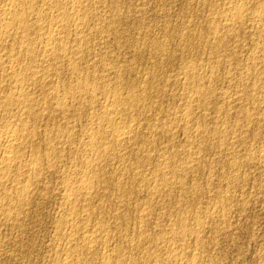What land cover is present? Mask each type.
I'll return each mask as SVG.
<instances>
[{
    "label": "bare ground",
    "instance_id": "1",
    "mask_svg": "<svg viewBox=\"0 0 264 264\" xmlns=\"http://www.w3.org/2000/svg\"><path fill=\"white\" fill-rule=\"evenodd\" d=\"M220 2L222 4L220 7L200 5L207 16L204 15L206 17H203L201 22L197 21L199 23L197 27L195 22L192 23L197 29L191 30L189 29L191 26L188 27L185 23L183 33L179 31L184 49L190 51L195 48L196 51L199 50L200 56L206 53L207 58L201 60V63L198 62L199 64L189 62L184 66H178L177 63L178 67L173 68V71L177 72L176 78L174 77L175 80L172 79L174 81L172 82V75L164 77L165 74L162 75L161 72H164L162 65L170 64L173 50L167 45L169 41L156 39L158 34H155L156 40L154 37L150 38L151 40L146 38L149 41L142 44L146 52L140 49L150 57L160 58V61L154 60L155 66L159 63L158 69L156 67L155 70L160 71V79H157L156 73L145 79L144 76L149 72L152 74L153 70L147 74L141 73L144 78L139 79L140 81L133 78L136 75L132 77L131 74L130 78L124 79L125 76L122 78L119 75L120 68L117 70L108 67L109 65L105 66L104 56L98 57L100 61L96 60L99 55L95 53L96 40L103 43L107 42L110 33L118 35L117 25L127 18L120 13L121 9L118 10V0H0V222L6 221L5 223L20 227L21 218H25L24 210L33 203L35 195L49 190L47 184L50 181L47 182V178L55 174L56 182L53 183H57L54 186L58 187H54V190L60 188L58 195L60 197L56 206L59 215L58 218L54 215L57 220L53 224L57 230L58 228L66 230V234L59 233L65 236L64 244L60 249L62 256L55 254L54 264H182L184 262L182 256L192 246L187 245L189 241L186 238L193 234L190 233L189 236V229L183 224L186 221L182 222L185 218L182 216L184 208L182 210L179 201L175 202L178 204L175 212L177 218L183 219H177L179 222L175 224L176 226L171 222V228L174 226L172 229L168 230L170 227L163 226L165 229L162 230L161 225L158 229L152 227L153 230L157 229L156 232L148 233L149 229L147 231L145 226L148 220L155 218L157 206L162 210L161 206L164 207V204L166 206V200L169 202L171 190H176L179 196L183 195L182 192L186 190L184 176L188 174L193 176L196 168L200 169L199 165H202V169L206 168L203 172H207L208 176L225 166V163L220 166L217 162L219 157L215 160L217 154L214 158L211 157L215 161L212 159L207 164L200 160L198 154L206 150V141L212 140L216 149L220 150L218 154H222L228 162V170L222 168L218 178L224 180L236 178L235 174L241 173L239 170L243 169L240 168L244 164L264 167V147L261 149L249 147L247 140L250 137L248 132L254 133V130L264 123V0ZM106 10L109 15L105 14ZM123 27L125 29V26ZM163 27L162 32L167 38L172 36L173 39V36H176L173 25H171L173 30H168L167 26ZM194 29L196 30L193 31ZM165 36L163 35V38ZM244 37L249 38L253 44L247 52L245 48H241V42L245 41ZM207 38H211L212 41ZM231 40L234 46L228 44ZM179 42L180 40L178 45ZM183 48L181 50L184 52ZM243 51L246 54V56L243 54L244 57ZM238 54L241 55V59ZM176 55H180L181 58V54ZM195 58L197 59V54ZM138 60H141L139 55ZM192 60L194 61V58ZM127 68L126 66L125 69ZM133 70L135 69L131 67L130 71ZM178 75L182 77L178 78ZM109 78L112 80L115 78V85L108 83ZM234 79L238 80L239 84L233 86L235 89L232 92L227 93L224 91L225 88L219 86H217L219 89L211 87L217 81L219 84L220 81L231 84ZM179 83L185 88L182 91L186 92L180 93L178 90L179 94H174L175 92H171L172 86L171 93L167 92L169 84L174 86L177 84L178 89ZM239 85L245 91L243 95L241 87L238 88ZM231 118L234 127L228 125L229 122L226 124V120L230 121ZM178 132H183L182 136L186 135L188 138L187 142L184 141L187 150L182 147V139L177 141ZM227 135L230 136L229 139ZM257 136L259 135L256 133L252 134V141ZM172 148H175L174 152ZM182 148L184 152L187 151L184 158L181 156ZM223 148L227 151L223 152L221 150ZM236 148H241L242 151ZM232 149L237 150L238 154L237 152L234 154ZM244 179L243 181L247 178ZM191 180L189 179L192 183ZM247 180L249 182L250 178ZM208 186L209 184L205 188L209 189ZM227 186L225 187L227 189L223 190L222 187L217 191L211 189L216 192L217 198V202L213 200L216 204H211L212 211L215 206L221 214L220 217L225 213L224 208L228 206V202L233 199L230 200L229 196L232 185L230 188ZM107 190L111 192L109 195L113 206H109L110 208H107L110 204L108 195L105 196ZM179 199L181 198L178 197ZM94 200H97L98 205L92 209L91 203ZM207 201L205 202L209 204L210 200ZM34 202H38L36 198ZM158 211L155 221L163 220L165 217L162 213L164 211L159 213H162L163 217ZM195 212L193 210L194 214ZM213 212L208 210L206 213L203 210L202 214L206 213L204 214L208 217L206 220L219 216L218 212L217 216ZM197 214L192 217L195 222L191 228L197 232L195 237L197 234L201 237L199 232L203 231L208 222L204 224ZM104 216L108 217L106 221L103 219ZM169 217L165 219L168 220ZM133 219L136 222H133ZM131 220L135 223L133 226H136L135 230L132 227L134 230L131 231L132 234L128 229ZM215 220H211L214 221L213 224ZM213 226L211 224V227ZM186 234L187 244L184 243L185 240L182 242ZM197 239L196 242H199ZM192 250L193 252L188 253H194L195 249ZM201 256L203 258L202 254ZM202 258L193 257L188 263L185 262L196 264V261Z\"/></svg>",
    "mask_w": 264,
    "mask_h": 264
},
{
    "label": "rangeland",
    "instance_id": "2",
    "mask_svg": "<svg viewBox=\"0 0 264 264\" xmlns=\"http://www.w3.org/2000/svg\"><path fill=\"white\" fill-rule=\"evenodd\" d=\"M119 1V8H118V10L119 9H121L122 10V12H121V10H119L120 11V13L121 14H123V15H125L126 17V19H123L117 26H118V30H119V32H120V34H119V32L117 33L118 35H115L114 36V34L112 35L111 33H110V35H108V38H107V42H108V44H110V43H112V44H110V45H108L107 44V42H100V41H97L96 40V42H95V53L96 54H99V55H101V56H97L96 57V60L98 59V57H102L103 58V56H104V58H103V63H104V61H105V63L107 64H105V66H108V67H112V68H114V69H119L118 71H120L119 73V75L120 76H122V78H124V76H125V78L124 79H128V78H130L131 76L133 77L134 75H136V76H134L133 78L134 79H137V80H142L144 77H145V79H149V78H151L153 75H155V73L156 74H158V77H157V79L159 78H161V75H160V71H157L156 72V67H157V69H158V64L159 63H157V66H155V64H156V61H160V58H155V56L153 57V56H148V54L146 55L144 52H146L145 51V47H142L145 43H147L149 40H151V39H153V37H154V40H158V41H169V43H167V45L168 46H170V48L173 50V52H172V55L170 56V64H167L166 66L165 65H162L163 66V68H162V70L164 71V72H161L162 73V75H164L165 74V76L164 77H166L167 75H172L171 76V80L172 79H174L175 80V76H176V74H177V72L176 71H173V68L175 69V68H177L178 66H184V65H186V64H188L189 62H191V63H193V64H195L194 62H196V64H199L198 62H200L201 63V60H204V59H206L207 58V54L205 53V55H206V57H205V55H199V50L198 51H196L195 50V48H192L191 50H192V52H191V50L189 51V50H186V49H184L183 47H184V43L182 42L183 41V39H182V36H181V34L183 33V31H182V29L184 28V27H186V25L189 27V26H191V27H189V29H193V28H196L197 26H198V22H199V20H200V22L207 16L206 14V12L203 10V8L200 6V5H203V4H210V5H214V6H217V7H220V6H222V4H220L221 2H220V0H216V1H214V0H205V2H204V0H198V2L196 3V1L197 0H118ZM186 1H191V3H186ZM193 1H195V3L193 2ZM201 1H203V2H201ZM211 1V2H210ZM219 1V2H218ZM209 2V3H208ZM215 3V4H212V3ZM192 3H194V4H192ZM220 5H219V4ZM121 5V6H120ZM123 5V6H122ZM184 5V6H183ZM188 5V6H187ZM197 5V6H196ZM121 7V8H120ZM122 7H123V9H122ZM184 7V8H183ZM187 7V8H186ZM189 7V8H188ZM194 9H193V8ZM201 7V8H200ZM195 8H197V9H195ZM127 9V10H126ZM191 9V10H190ZM201 9H202V11H201ZM194 10V11H193ZM197 12H196V11ZM128 11V12H127ZM131 13H130V12ZM200 11H201V13H200ZM191 12H194V14L193 13H191ZM204 12V13H203ZM128 13V14H127ZM137 13H139V14H137ZM196 13H197V15H196ZM200 13V14H199ZM105 14H108V11L106 10V12H105ZM127 14V15H126ZM131 14V16H128V15H130ZM109 15V14H108ZM138 15H140V17L138 16ZM191 15V16H190ZM195 15V16H194ZM200 15V16H199ZM203 15V16H202ZM204 15H206V16H204ZM133 16V17H132ZM202 16V17H201ZM186 17V18H185ZM191 17V18H190ZM195 17H197V18H195ZM204 17V18H203ZM133 18V19H132ZM142 18V19H141ZM184 20H183V19ZM195 18V19H194ZM187 19H189V20H187ZM126 20V21H125ZM134 20V21H133ZM184 21V23L182 22V21ZM186 21V22H185ZM189 21V22H188ZM191 21V22H190ZM193 21V22H192ZM198 21V22H197ZM123 22V23H122ZM144 22V23H143ZM178 22V23H177ZM182 22V23H181ZM195 22V24H196V27H195V25L194 24H192V23H194ZM121 23H122V25H121ZM143 23V24H142ZM146 23V24H145ZM168 23V24H167ZM172 23H174V24H172ZM185 23H186V25H185ZM191 24V25H189V24ZM131 24V25H130ZM141 26H140V25ZM163 24V25H162ZM170 24V25H169ZM185 26H184V25ZM127 25V26H126ZM137 25V26H136ZM144 25H145V27H144ZM160 25V26H159ZM171 25H173V27L175 28V30H176V36H177V39H175L176 38V36H173V39H172V36H171V38L169 37V38H167L166 36H165V34H164V32H162V29L164 28L163 26H167V29L168 30H173L174 28L173 27H171ZM183 25V26H182ZM192 25H194V27H192ZM122 26V27H121ZM123 26H125V29H124V27ZM158 26H159V28H158ZM180 28H179V27ZM136 27V28H135ZM138 27V28H137ZM155 27H157V28H155ZM178 27V28H177ZM121 28V29H120ZM150 28V29H149ZM156 29V30H155ZM197 29V28H196ZM196 29H194L193 31H195ZM148 30H150V31H148ZM174 30V31H175ZM155 31H156V33H155ZM160 31V32H159ZM181 32V34H179L180 32ZM125 32V33H124ZM150 32V33H149ZM152 32H154L153 34H151ZM178 32V33H177ZM122 33V34H121ZM134 33V34H133ZM163 33V34H162ZM126 34V35H125ZM149 34V35H148ZM155 34H158V35H156L155 36ZM112 35V36H111ZM145 35H147V36H145ZM152 35V36H151ZM163 35L167 38H163ZM118 36V37H117ZM120 36H122V37H120ZM132 36V37H131ZM181 36V37H180ZM155 37H156V39H155ZM163 39H162V38ZM179 37V38H178ZM113 38V39H112ZM132 38V39H131ZM143 38H144V40H143ZM146 38H148L147 40H146ZM151 38V39H150ZM247 37H244V42H241V48H245V50H246V52H247V50H248V48H251V46L253 45L252 44V42H250L251 40H249V38H247ZM111 39V40H110ZM117 39V40H116ZM130 39V40H129ZM161 39V40H160ZM208 40H210V41H212V39L211 38H207ZM180 40V42H179V44L180 45H178V41ZM247 40V41H246ZM111 41V42H110ZM116 41H118V42H116ZM130 41V42H129ZM143 43H142V42ZM147 41V42H146ZM242 41H243V39H242ZM117 43V45H115L116 43ZM120 42V43H119ZM126 42H128V43H126ZM140 42V43H139ZM172 44H171V43ZM231 42V43H230ZM228 44L230 45H232V43H233V41L231 40ZM246 42V43H245ZM249 42V43H248ZM120 45H119V44ZM124 43V44H123ZM176 43H177V45H176ZM245 43V44H244ZM250 43H251V45H250ZM101 44V45H100ZM104 44V45H103ZM105 44H106V46H105ZM123 44V45H122ZM139 44V45H138ZM143 44V45H142ZM174 44V45H173ZM182 44V45H181ZM100 45V46H99ZM242 45H244V46H242ZM249 45V46H248ZM98 46V47H97ZM110 46V47H109ZM127 46H129V47H127ZM177 46V47H176ZM232 46H234V45H232ZM247 48H246V47ZM100 47V48H99ZM104 47V48H103ZM109 47V49H107ZM101 48H103L102 50H101ZM106 48V49H105ZM125 48V49H124ZM140 48H142V50L144 51H142ZM175 48V49H174ZM179 48V49H178ZM184 49V52H183V50H181V49ZM97 49H99V51L97 50ZM135 49V50H134ZM105 50V51H104ZM119 50V51H118ZM134 50V51H133ZM139 50V51H138ZM174 50H176V51H174ZM180 50V51H179ZM98 51V52H97ZM104 51V52H103ZM136 51V52H135ZM137 51H138V53H137ZM177 51H179V52H177ZM187 51H189V52H187ZM194 51V52H193ZM196 51V52H195ZM135 53V54H132V53ZM142 52V53H141ZM183 53V55H182V53ZM106 53H107V55H106ZM176 53L177 54H181V58H180V55H176ZM193 53V54H192ZM204 53V52H203ZM118 54V55H117ZM186 54V55H185ZM188 54H192L191 55V58L193 59L194 58V61L190 58V55H188ZM196 54H197V59L195 58L196 57ZM243 54H245V52L243 51L242 52V57H244V55ZM138 55L139 56H141V60L139 61L138 60ZM145 55V56H144ZM176 55V56H175ZM107 56V57H106ZM175 56V57H174ZM178 56H179V58H178ZM187 56V57H186ZM189 56V57H188ZM194 56V57H193ZM245 56H246V54H245ZM109 57V58H108ZM116 57H118L117 59H116ZM148 57H150V58H148ZM238 57L241 59V55H239L238 54ZM189 60H188V59ZM100 59V58H99ZM98 59V60H99ZM107 61H106V60ZM110 59L112 60V61H110ZM116 59V60H115ZM135 59V60H134ZM137 59V60H136ZM143 59V60H142ZM145 59V60H144ZM148 59V60H147ZM156 59H158V60H156ZM174 61H173V60ZM179 59V60H178ZM184 59V60H183ZM191 59V60H190ZM198 59H200L199 61H198ZM101 60V59H100ZM99 60V61H100ZM114 60V61H113ZM119 60H121V61H119ZM152 60H153V62H152ZM154 60H156V61H154ZM165 60V59H164ZM177 60V61H176ZM197 60V61H196ZM174 62V63H172V62ZM183 61H186V62H183ZM188 61V62H187ZM193 61V62H192ZM116 63L115 65H113V64H110V63ZM118 62V63H117ZM140 62H141V64H140ZM145 62V63H144ZM151 62V63H150ZM174 65H172V64ZM179 65H178V64ZM184 63V64H183ZM119 66H118V65ZM147 64V65H146ZM154 64V65H153ZM144 65V66H143ZM149 65V66H148ZM178 65V66H177ZM115 66V67H114ZM116 66H117V68H116ZM128 67L127 69H125V67ZM148 66V67H147ZM154 66V67H153ZM134 68L135 70H133V71H130V68ZM150 67V68H149ZM152 67L154 68V69H152ZM166 67V68H165ZM168 67V68H167ZM137 68V69H136ZM139 68V69H138ZM149 68V69H148ZM172 69V70H170V69ZM125 69V70H124ZM144 69V70H143ZM168 69V70H167ZM129 70V71H128ZM152 70H153V73L151 74L149 71H151L152 72ZM167 70V71H166ZM127 71H128V73H127ZM135 71V72H134ZM137 71V72H136ZM148 73V75L147 76H144V75H142L141 73ZM168 72V73H167ZM170 72L172 73V74H170ZM175 72V73H174ZM125 73H126V75H125ZM174 73V74H173ZM128 74V75H127ZM130 74H131V76H130ZM140 75V77H139V75ZM145 74V75H146ZM159 75H160V77H159ZM142 76H144V77H142ZM151 76V77H150ZM180 75H178V78H180V77H182V76H180ZM111 77H113V76H111ZM175 77V78H174ZM110 80H108V83L110 84V85H115V78H113L114 80H112V78H109ZM139 80V81H140ZM111 82V83H110ZM172 82H174L173 80H172ZM218 82V81H217ZM216 82V84H215V86H214V84H212L213 86H211V87H213V88H216V89H219V88H225V90L224 91H226L227 93H229L230 91L232 92L235 88H233V86H236V85H238L239 84V82H238V80H235L234 79V81H233V83L231 82V84H226V83H224V82H222V81H220V84H219V82L217 83ZM223 83V85H222V83ZM237 82V83H236ZM114 83V84H113ZM219 84V85H218ZM236 84V85H235ZM173 88H172V87ZM176 86V88H174ZM175 86L174 85H170L169 84V87H168V89H169V91H168V89H167V92L168 93H174V94H179V92L180 93H184V91L185 90H183L182 91V89H185L182 85H180V83L178 84V86H180V87H178V89H177V84H175ZM217 86H219V88H217ZM228 87V88H226V87ZM231 86H232V88H231ZM241 86L239 85V87L238 88H240ZM170 88H172V90L170 89ZM181 88V89H180ZM230 88H231V90H230ZM242 88L243 87H241L240 89L242 90ZM228 89V90H227ZM170 90H171V92H170ZM176 90H177V92H176ZM178 90H179V92H178ZM243 91H244V89L242 90V92H241V94L243 95L244 93H245V91H244V93H243ZM186 92V91H185ZM236 115V114H235ZM235 115H233V116H235ZM229 117H231V116H229ZM235 118V117H234ZM231 120H233L232 118L230 119V121ZM230 121H228V119L226 120V124H228V122H229V124L228 125H232V127H234L233 126V124H232V121L230 122ZM262 124H264V123H262ZM261 124V126L260 127H258V129H259V131H258V129H256V130H254V133L253 132H251L250 131V133L248 132V136H250V137H248L247 138V140L249 141H247L248 142V146L249 147H255V148H257V149H261V148H263L264 147V125H262ZM209 127V126H208ZM260 131H261V134H262V136H261V134H260ZM232 132V131H231ZM183 132H178V134L176 135V136H178V137H176V139H178L177 141L179 142V141H181L180 139H182V147H184L185 148V150H187V148L185 147V145H186V142L188 141V138L186 137V135H184V136H182L183 134H182ZM256 133V135H259V136H257V138H253V141H255V140H257V141H255V142H253L252 141V134H255ZM230 135V134H229ZM229 135H227L228 137V139L230 138V136ZM180 136V137H179ZM182 136V137H181ZM261 137V138H260ZM184 138H187V139H184ZM262 138H263V141H262ZM190 139V138H189ZM260 139V140H259ZM227 140V139H226ZM184 141H186V142H184ZM190 141H193L194 142V140H192V138L190 139ZM197 141V140H196ZM207 143H206V150H202V151H200L199 153L200 154H198V157L200 158V160L203 162L204 161V163H209V161L211 162L212 161V159L216 156V154H217V156L215 157V160H217L218 159V157H219V159L217 160V162L220 164V166H221V164H222V166H223V164L225 165V166H223L222 168H226L225 170H228V162H227V160L224 158V156L221 154H218V152L220 151V150H218V148L216 149V147H215V145H214V143H213V141L212 140H209V141H206ZM260 142H262V144L263 145H261V143ZM210 143H212V144H210ZM260 143V144H259ZM212 147V148H210V149H212V150H210L209 149V147ZM214 145V146H213ZM257 145V146H256ZM260 145L262 146V147H260ZM215 147V148H214ZM253 147V148H254ZM260 147V148H259ZM176 148V147H175ZM175 148H172L171 150H173L172 152H174L175 150ZM184 148H182V153H183V155H181L182 157L187 153V151H185L184 152ZM226 148V147H225ZM225 148H223V149H221L223 152H226L227 150V148L225 149ZM254 148V149H255ZM211 151H209V150ZM220 149V148H219ZM236 149H238V151L239 150H241V148L239 149V148H236ZM176 150H177V148H176ZM215 150V151H214ZM207 151V152H206ZM231 151H233V153L234 154H236V152H237V154H238V151L237 150H231ZM242 151V150H241ZM217 152V153H216ZM202 153H204V154H202ZM211 153V154H210ZM215 153V154H214ZM214 154V155H213ZM207 155H208V157H207ZM218 155H220V156H218ZM202 157H203V159H202ZM211 157H213V158H211ZM184 158V157H183ZM206 158V159H205ZM217 158V159H216ZM224 158V159H223ZM210 159V160H209ZM221 159V160H220ZM207 160V161H206ZM214 159H213V161H215ZM223 160V161H222ZM220 161H221V163H220ZM223 162V163H222ZM249 166V167H248ZM251 165H246V164H244V166L242 165V167L240 168V169H244V171H242V170H239V172H241V173H237V175L235 174V176H236V178H232V177H230V178H232V179H222V178H218V176L220 175V173L219 172H221V170H223L222 168H221V170L220 169H218L217 171V173H216V171L215 172H213L212 174L214 175H209V176H211V178L208 176V174H207V172H203V170H205L206 168H204V169H202L203 167H202V165L200 166L199 165V168L200 169H198V167L196 168V171H197V173H196V171H195V175L193 174V176H191V174H188L187 176H184V182H185V186H186V190H184L183 192H182V196L180 195H178V192L176 191V190H171V192H170V199H169V202L166 200V206H165V204H164V207L163 206H161V209L162 210H160V207L158 208V206H157V211L158 210H160V211H164V212H162L163 214H165L164 216L165 217H169L170 215H172L171 216V219L172 220H170V217H169V219L168 220H166L165 219V217L163 218V220L162 219H159L160 221H155V219H156V216H157V211H155L156 212V214L154 213V217L155 218H152V219H150V220H148V222H150V223H148L147 222V225L145 226V228H146V230L148 231V229H149V231H148V233H154V232H156L157 231V229L159 228V227H161V225H162V228H160V229H165L164 227H170L168 230H170V229H172L174 226H176L175 224H178V222H179V220L180 219H183V217H185L184 219H183V221L182 222H185V223H183L186 227H187V229H189L188 230V233H189V236H191V234H193L191 237H187L188 235L186 234V236H184V239L182 238V242L185 240L186 241V239L189 241H184V243H186L187 244V242L189 243V244H187V245H190L191 247H190V249L188 250V252H193V250L192 249H195L194 250V253H188L187 251V254L188 255H190V256H188L187 254H186V252L183 254L184 256H182V257H184L182 260L185 262H189L193 257H199L200 256V258H202V256H201V254L203 255V258L202 259H200V261H199V259L196 261V264H264V167L263 168H261L260 166H258V165H252L251 167H250ZM245 167V168H244ZM253 167H255V168H253ZM257 168V169H256ZM251 169V170H250ZM259 169H261L260 171H259ZM258 170V171H257ZM246 171L248 172V173H246ZM245 172V173H244ZM253 172V173H252ZM202 173V174H201ZM217 174V176H216V174ZM244 173V174H243ZM246 175H248V176H246ZM252 175H253V177H252ZM258 175H260V176H258ZM51 176H54V177H52L51 178ZM57 176V175H56ZM55 176V174H52V175H50V176H48V178H47V182L48 181H50L49 182V184H47L48 185V188H49V190H46V191H44L43 193H41V194H37V195H35V197H34V199H33V203L30 205V206H28L27 208L28 209H25L24 210V216H25V218L23 217V218H21V220H20V222H19V226L20 227H18V225H15V224H13V225H11L10 223H5L6 221H2V222H0V250H1V257H0V264H50V262L52 263V264H54L53 263V261H54V259H55V254L56 255H60V256H62L61 255V252H60V249H61V245H63L64 243V237L65 236H61V235H65L66 234V230H64V229H62L61 228V230H60V228H58V230H57V227L55 228V226L56 225H54L55 224V220H57V218H58V211H57V208H56V206H58V199H59V197H58V195H60V188H58V189H55L54 190V187H58L57 185H55L54 186V184H57V183H53V182H56L55 180H56V177ZM238 176H239V178H238ZM246 176V177H245ZM250 176V177H249ZM188 177V178H187ZM191 177V178H190ZM207 177H209V180H208V178ZM212 177L214 178V179H212ZM241 177H242V179H241ZM246 179H249L250 178V180H249V182H248V180L246 179H244V178ZM187 180H186V179ZM193 178V179H192ZM195 178H197V179H195ZM216 178V179H215ZM217 178H218V180H217ZM50 179V180H49ZM55 179V180H54ZM189 179L192 181V183L193 184H195L194 186H193V188H192V183L189 181ZM222 179V180H221ZM233 179H236V180H233ZM240 179H241V181H240ZM243 179L245 180V181H243ZM195 180V181H194ZM211 181V182H210ZM223 181V182H222ZM226 181V182H225ZM232 181H233V183H232ZM243 181V182H242ZM211 184H210V183ZM222 182V183H221ZM228 182H229V184H228ZM235 182V183H234ZM244 182H246V183H244ZM248 182V183H247ZM189 183V184H188ZM191 183V184H190ZM203 185V187H199V185H201V184ZM216 185H215V184ZM221 183V184H220ZM230 183H232V184H230ZM188 184V185H187ZM209 184V189L208 188H205V186H207ZM228 186H227V185ZM234 184V185H233ZM244 184H246V185H244ZM248 184V185H247ZM52 185V186H51ZM190 185V186H189ZM222 185V186H221ZM231 185H232V187H231ZM242 185H243V188H242ZM251 185V186H250ZM51 186V187H50ZM220 186V187H219ZM231 187L232 189H229V196H230V200H231V198H233L232 200H231V202L233 203V200H234V204H232L231 202H228V206H230V204H231V206L229 207V208H227V207H225V208H227V209H225L224 208V214H222V217H223V219H222V217H220L221 216V214H220V212H219V210L217 211V209H216V207L215 206H213L214 207V209H215V211H214V209H213V211H212V205H215L216 204V202H217V198H216V192L215 191H217V189L219 190L221 187H222V190L223 189H227V188H225V187ZM190 187V188H189ZM214 187V188H213ZM217 187H219V188H217ZM235 187V188H234ZM238 187V188H237ZM246 187V188H245ZM253 187V188H252ZM255 187V188H254ZM199 188H200V190H199ZM202 188V189H201ZM216 188V189H215ZM241 190H240V189ZM252 188V189H251ZM259 188H260V190H259ZM199 191H198V190ZM206 189H208V190H206ZM211 189L213 190H215V191H211ZM254 189V190H253ZM56 190H57V192L58 193H56ZM197 190V191H196ZM204 190V191H203ZM206 190V191H205ZM231 190V191H230ZM52 191V192H51ZM55 191V192H54ZM207 191H208V193H207ZM233 191V192H232ZM234 191H235V193H234ZM260 191V192H259ZM47 192V193H46ZM214 192H215V194H214ZM241 192H243V193H241ZM53 193H54V196H53ZM107 193V194H106ZM192 193H194L193 194V196H192ZM197 193V194H196ZM201 193V194H200ZM209 193H210V195H209ZM43 194H46L45 196L43 195ZM48 194V195H47ZM50 194H52L51 196H50ZM105 196H107V198H108V200H109V202H110V204H108L107 205V208H110V207H112L113 205H112V202H111V195H109V194H111V192H110V190H107L106 192H105ZM172 194V195H171ZM191 194V196H189ZM198 194H200V195H198ZM203 194V195H202ZM205 194V195H204ZM212 194V195H211ZM213 194H214V196H213ZM234 194V195H233ZM178 195V196H177ZM232 195V196H231ZM236 195V196H235ZM39 196V197H38ZM56 196V197H55ZM185 196V197H184ZM202 196H205V197H202ZM235 196V197H234ZM239 196V197H238ZM240 196H241V198L243 199H241L240 198ZM248 196V197H247ZM37 197H38V199H37ZM178 197L179 198H181V199H179L178 200ZM187 197V198H186ZM193 197V198H192ZM200 197V198H199ZM256 199H255V198ZM35 198H36V202L37 203H35L34 201H35ZM49 198H50V200H49ZM53 198H55V199H53ZM106 198V197H105ZM177 198V199H176ZM183 198V199H182ZM191 198V199H190ZM197 198L199 199V200H197ZM202 198V199H201ZM206 198V199H205ZM208 198H210V199H208ZM212 198V199H211ZM175 199V200H174ZM205 201H207V200H210L209 201V204L207 203V202H205ZM215 199V201H213ZM241 199V200H240ZM54 202H53V201ZM177 200V201H176ZM186 200L188 201L187 203H189L190 204V207H189V204L187 205V203H185L186 202ZM42 201V202H41ZM171 201H173V202H171ZM179 201V202H178ZM185 201V202H184ZM200 203H199V202ZM235 201H236V203H235ZM239 201V202H238ZM242 201V202H241ZM244 201V202H243ZM55 202H56V204H55ZM94 202V203H93ZM97 202V200H94V201H92V203H91V205H93L92 207H91V205H90V207L92 208V209H94V208H96L97 207V205H98V202ZM175 202L177 203L178 202V204L181 206V208H182V210H183V208H184V210H183V213H182V218H177L178 217V215L176 214V210H175V208H176V205H177V207H178V204H175ZM196 202H198V203H196ZM215 202V203H214ZM171 203H173V204H175V206L173 205V204H171ZM192 203V204H191ZM193 203H194V206H195V204H196V206L194 207L193 206ZM230 203V204H229ZM36 204V205H35ZM96 204V206H94ZM182 204V205H181ZM183 204L185 205V206H183ZM201 206H200V205ZM212 204V205H211ZM35 205V206H34ZM209 205H210V207H209ZM236 205H238V206H236ZM110 206V207H109ZM169 206H170V208H169ZM187 206V208H185ZM197 206H199V207H197ZM206 206V207H205ZM166 207H168V208H166ZM171 207H173V208H171ZM189 207V208H188ZM202 207H204L205 209H203ZM237 207V208H236ZM241 207H243V208H241ZM244 207H245V209H244ZM33 209V211H32V209ZM166 208V210H164ZM192 208V209H191ZM195 208V209H194ZM240 208H241V210H240ZM31 209V210H30ZM35 209V210H34ZM168 209H170V210H168ZM198 209H200V210H198ZM37 210H38V212H37ZM174 210V212H172ZM191 210V211H190ZM193 210H194V212H195V210H196V214H197V212H198V216L200 217V219L204 222V224H206L207 222V224H206V227H204L203 228V231H201V233L199 232V234L201 235V237H198L199 235L197 234V236L195 237V234L197 233H195V231L193 230V228H191L193 225H194V215H196V214H194L193 213ZM205 211L206 213L208 212V210L209 211H211V212H213V213H215L214 215L215 216H217L218 214H219V216H217V217H214L213 219L210 217L209 219H207L206 220V218H208V217H205L204 216V214H206V213H203L202 214V211ZM226 210L228 211V213H226ZM160 211H158V214L160 213ZM168 211H170L169 213H168ZM186 211V212H185ZM187 211H188V213H187ZM199 211H200V213H199ZM31 214H30V213ZM34 212V213H33ZM58 212V213H57ZM191 212V213H190ZM217 212H218V214H217ZM57 213V214H56ZM162 213L161 214H159V215H161L162 217H163V215H162ZM27 214V215H26ZM193 214V215H192ZM203 216H202V215ZM226 214H228V215H226ZM54 215H56L57 216V218H56V216H54ZM173 215H175L176 216V218H175V216H173ZM201 215V216H200ZM213 215V216H214ZM187 216H188V218H187ZM207 216V215H206ZM28 217V218H27ZM106 217L107 216H104V221H106L105 219H106ZM192 219H191V218ZM219 217V218H218ZM228 219H227V218ZM53 218V219H52ZM55 218V219H54ZM108 218V217H107ZM174 218H175V220H174ZM191 220H190V219ZM203 218H205L204 220H203ZM217 218V219H216ZM24 219V220H23ZM52 219V220H51ZM177 219H179L178 220V222H177ZM187 219V220H186ZM215 220L216 222H215V224H213L214 223V221L212 222L211 220ZM219 219H220V221H219ZM221 219H222V222H221ZM30 220V221H29ZM151 220H152V222H151ZM170 220V221H169ZM192 220H193V223L191 224V222H192ZM217 220H218V222H217ZM26 221H27V223L29 224H27L26 223ZM33 221V222H32ZM54 221V222H53ZM168 221H169V223H168ZM191 221V222H190ZM225 221H226V223L227 224H229V225H227L226 223H225ZM230 221V222H229ZM131 222H132V220H131ZM133 222H136L134 219H133ZM130 223L129 224V231H130V233L132 234L133 232H134V230L136 229V226L134 227L133 225H135V223ZM158 223V224H160V225H156L155 223ZM171 222H173L172 223V225H174L172 228H171ZM190 222V223H189ZM229 222V223H228ZM32 223V224H31ZM54 223V224H53ZM153 223V224H152ZM164 225H163V224ZM170 225V226H168V224ZM222 225H221V224ZM3 224H5V225H3ZM210 224V225H209ZM211 224H212V226L213 227H211ZM217 224H219V225H217ZM150 225H152L151 226V228H150ZM155 225V226H154ZM209 225V226H208ZM5 226V227H4ZM11 226H13V228H11L10 229V227ZM15 226V227H14ZM17 226V227H16ZM30 226V227H29ZM164 226V227H163ZM205 226V225H204ZM217 226V227H216ZM2 227V228H1ZM8 227H9V229H8ZM134 228V230H133V228ZM152 227H155V228H157V229H155V230H153L154 228H152ZM209 227H210V229H209ZM222 227V228H221ZM16 228H18V229H16ZM55 228V229H54ZM212 228V229H211ZM20 229H22V230H20ZM24 229V230H23ZM26 229V230H25ZM166 229V230H167ZM191 229V230H190ZM207 229H209V230H207ZM215 229V230H214ZM224 229V230H223ZM17 230V231H16ZM20 230V231H19ZM29 230V231H28ZM58 232H57V231ZM133 230V232H131ZM152 230V231H151ZM204 230H205V232H204ZM212 230V231H211ZM217 230H219V231H217ZM10 231V232H9ZM59 231H64V232H59ZM154 231V232H153ZM191 231V232H190ZM216 231V232H215ZM13 232V233H12ZM22 234H21V233ZM61 236H58V234ZM192 232H194V233H192ZM56 233V234H55ZM64 233V234H63ZM191 233V234H190ZM55 235V236H54ZM9 236V237H8ZM15 236V237H14ZM22 237V238H21ZM54 237V238H53ZM57 237V238H56ZM185 237H187L186 239H185ZM197 237H198V239H197ZM202 237H203V239H202ZM61 240H60V239ZM193 238H195V240L193 239ZM200 238V239H199ZM21 239V240H20ZM57 239H58V241H57ZM196 239L197 240H199V242L197 241L196 242ZM13 240V241H12ZM201 240L203 241V242H201ZM55 241H57V242H55ZM194 241H195V243H194ZM206 242V243H205ZM54 243V244H53ZM193 243V244H192ZM203 243V244H202ZM205 243V244H204ZM2 244V245H1ZM26 244V245H25ZM197 245V244H199V245H197L196 247L198 248H196V247H194L195 245ZM202 244V245H201ZM47 245V246H46ZM20 246V247H19ZM49 246V247H48ZM202 246V247H201ZM21 247H22V249H21ZM47 247V248H46ZM194 247V248H193ZM205 247V248H204ZM53 249V251H54V254H53V251L51 250V249ZM192 248V249H191ZM203 248V249H202ZM56 250H58L57 252H56ZM200 252H199V251ZM204 250V251H203ZM21 251V252H20ZM29 251V252H28ZM31 251V252H30ZM50 251V252H49ZM52 251V252H51ZM59 252V253H58ZM196 252V253H195ZM204 252V253H203ZM51 253V254H50ZM200 253V254H199ZM26 254V255H25ZM197 256H196V255ZM199 254V255H198ZM54 256V258H53V256ZM191 255H192V258H191ZM194 255V256H193ZM49 256H50V258L52 259V260H50V258H49ZM190 257V258H189ZM205 257V258H204ZM207 257V258H206ZM3 258V259H2ZM189 260H188V259ZM48 259V260H47ZM206 259V260H205ZM201 260H205V261H201ZM183 262V263H184ZM185 262V263H186ZM204 262H206V263H204ZM212 262V263H211ZM182 263V264H183ZM184 263V264H185ZM186 263V264H187Z\"/></svg>",
    "mask_w": 264,
    "mask_h": 264
}]
</instances>
